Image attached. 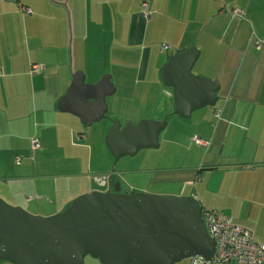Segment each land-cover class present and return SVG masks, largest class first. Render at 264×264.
<instances>
[{
    "label": "crops",
    "instance_id": "crops-1",
    "mask_svg": "<svg viewBox=\"0 0 264 264\" xmlns=\"http://www.w3.org/2000/svg\"><path fill=\"white\" fill-rule=\"evenodd\" d=\"M256 39H264V0H0V197L59 212L80 193L106 189L116 172L105 143L111 121L91 131L58 101L74 73L88 84L109 75L117 94L109 103L131 100L112 121L181 124L163 158L133 169L132 180L117 171L121 191L194 196L263 239L264 43ZM190 46L199 53L192 71L220 88L213 107L183 118L172 113L163 66Z\"/></svg>",
    "mask_w": 264,
    "mask_h": 264
},
{
    "label": "water",
    "instance_id": "water-1",
    "mask_svg": "<svg viewBox=\"0 0 264 264\" xmlns=\"http://www.w3.org/2000/svg\"><path fill=\"white\" fill-rule=\"evenodd\" d=\"M198 50L174 51L163 66V81L172 89V113L188 118L195 110L213 107L218 80L195 74ZM114 93L110 76L95 84L73 75L58 101L60 111L76 115L90 126L106 117V98ZM167 119L137 123L112 121L105 143L113 165L142 149L158 148ZM108 180V182H107ZM105 190H90L74 197L51 215L33 214L0 197V262L11 264H84L86 256L102 264H175L194 257L211 262L216 252L202 207L194 196L122 192L106 177Z\"/></svg>",
    "mask_w": 264,
    "mask_h": 264
},
{
    "label": "built area",
    "instance_id": "built-area-1",
    "mask_svg": "<svg viewBox=\"0 0 264 264\" xmlns=\"http://www.w3.org/2000/svg\"><path fill=\"white\" fill-rule=\"evenodd\" d=\"M142 12L148 15L147 3L142 2ZM21 9L25 12L30 10L23 5ZM234 13H239L237 9ZM264 43V39H256L255 44L260 47ZM165 48V46H164ZM40 65L33 64L30 72H37ZM215 116H219L218 111ZM193 141L197 144L206 145L207 142L199 137H194ZM39 145L37 138H31L30 146L32 149ZM18 162L19 159L17 158ZM205 227L210 236L215 238L216 252L212 260L218 264H264V238L258 240L255 238L253 231L245 225L234 222L225 213L214 209L202 210ZM202 258L194 257L192 264H204Z\"/></svg>",
    "mask_w": 264,
    "mask_h": 264
},
{
    "label": "rangeland",
    "instance_id": "rangeland-1",
    "mask_svg": "<svg viewBox=\"0 0 264 264\" xmlns=\"http://www.w3.org/2000/svg\"><path fill=\"white\" fill-rule=\"evenodd\" d=\"M116 95L117 94H113L111 96L115 97ZM111 96H109L107 101H106L107 106H108L106 117L104 119L100 120L99 122L93 123L90 126V128H92L91 131H94V130L96 131L97 129H101L103 123L106 120H110L112 123V115L117 116L116 115L117 113L125 111V110H127L126 112H129L130 106H131V100L130 99H127L126 102H125V100L122 101L123 104H121L118 100H115V102L111 104V103H109V99ZM116 120H119V118L117 117ZM167 120H168L167 121L168 124H167L166 128L159 135V144L160 145L158 148L142 149L134 156H125V157L120 158L118 161H116V163L114 165H113L114 158L112 159V161L109 164V168H111V170L113 168L116 171L115 174H117L119 176V179L124 178V177H123V175H120V173L117 171H119V170L130 171L127 175L125 174L126 177L124 179L132 180L134 178V175H135L134 172H131V171H133V169L145 167L149 164L150 161L163 158L164 154H165L164 150H165L166 146H168L169 148H174V146H171L172 145L171 142H168V141L174 140L177 137L179 138L181 124L179 122H172L171 118L167 119ZM87 128H89V127H87ZM86 142L88 144H90L91 141L89 139ZM77 153H78L79 157H86L85 152L82 150L78 151ZM78 170L81 171V168L78 167ZM120 183H121V190H124L125 189V187H124L125 181H122ZM86 192H88V191H86ZM83 193H85V192H83ZM80 194H82V193H80ZM80 194H78V195H80ZM157 194H167V193H157ZM5 200L8 203L13 204V205H21L24 209H26L27 211H29L33 214L46 216V215H51V214H54L57 212V211L53 212L51 210H46V209H38L35 205H28L27 202H25V200H22V199L15 201L10 197H5ZM88 259H94V260L98 261L99 263H101L98 259L92 258L91 256L88 255L84 259V264H86V261ZM184 261H188V259H184V260L177 262L175 264H185ZM212 261H215V260H212ZM212 261L211 262L205 261L204 264L212 263ZM0 264H11V263L7 262V261H1Z\"/></svg>",
    "mask_w": 264,
    "mask_h": 264
},
{
    "label": "flooded vegetation",
    "instance_id": "flooded-vegetation-1",
    "mask_svg": "<svg viewBox=\"0 0 264 264\" xmlns=\"http://www.w3.org/2000/svg\"><path fill=\"white\" fill-rule=\"evenodd\" d=\"M109 177V184H110V187L113 186L114 183L118 182L119 185H120V181L118 180V175L114 173V171L108 176ZM105 185H106V188L108 187V183L106 184V179H105ZM108 182V180H107ZM120 189H121V185H120Z\"/></svg>",
    "mask_w": 264,
    "mask_h": 264
}]
</instances>
